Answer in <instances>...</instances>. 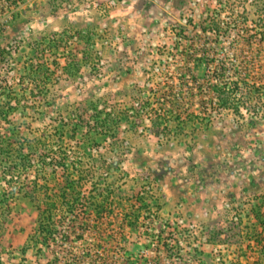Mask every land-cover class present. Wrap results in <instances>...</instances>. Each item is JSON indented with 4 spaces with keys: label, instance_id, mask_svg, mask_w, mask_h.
<instances>
[{
    "label": "rangeland",
    "instance_id": "obj_1",
    "mask_svg": "<svg viewBox=\"0 0 264 264\" xmlns=\"http://www.w3.org/2000/svg\"><path fill=\"white\" fill-rule=\"evenodd\" d=\"M227 54L264 83V0H0V264L64 255L34 247L24 195L41 174L61 183L62 159L85 196L107 198V230L74 252L83 264L256 263L264 86L221 108Z\"/></svg>",
    "mask_w": 264,
    "mask_h": 264
},
{
    "label": "trees",
    "instance_id": "obj_2",
    "mask_svg": "<svg viewBox=\"0 0 264 264\" xmlns=\"http://www.w3.org/2000/svg\"><path fill=\"white\" fill-rule=\"evenodd\" d=\"M209 30L220 32L221 29L219 25L214 24ZM234 57L235 55L233 54H227L224 60L220 61L213 76L215 80V83H212L213 89L217 93L221 108L225 109H233L231 107L233 103L232 96L242 90L241 88L244 86L250 88L257 87L258 84H261L260 86L262 87L264 86V83H261L260 80L258 81L253 76V73L245 72L243 70L245 67L241 66L242 64L238 65L237 60L233 64L232 58ZM188 71L191 72V69H188ZM192 82L199 83L195 76ZM192 82L188 81L187 85L183 86L184 89L185 87L186 89L190 88L189 84ZM208 82H211V80ZM203 88V84H200L198 91ZM181 101H183V98ZM179 108H181L180 105ZM42 145L46 147L47 143L43 141ZM56 154L57 157L55 158L59 159L57 152ZM23 159L24 157L21 161ZM31 162L32 159L28 155L25 156V166L31 165ZM57 163L58 165H54V170H58L59 166H61V173H59L62 178L61 183L56 179V185L52 187L53 185L50 184L47 173H45L39 177L44 178V181L36 177L28 187L24 186V195L34 203L39 217V227L34 237V247L40 252L43 251V248L52 249L54 247L55 251H63L64 255L56 254L54 259L49 261L48 264H83L85 257L78 256L74 252L77 250V244L81 240L86 241L85 234H98L102 237L103 234L100 233H102L103 228L107 230L106 227L108 226L105 224L109 219L106 216L108 212L106 209L108 206L106 205L107 198H103L101 194L98 195L96 193H92L89 197L85 196L82 188L83 179L81 177L78 179L73 177V173L68 169L65 159ZM17 167L19 166L17 165ZM56 174H58V171H56ZM27 188L29 189L28 191ZM16 190L17 185L11 187V191L16 192ZM258 214L260 215V213ZM258 220H261L264 224V219ZM134 222L132 226L137 227L140 223L139 217ZM110 223L113 224L112 219ZM242 229L249 234L250 238L259 237L255 225H247L242 227ZM108 236L114 241L112 233H109ZM99 242H101V239ZM98 247L102 246L98 244ZM254 264H264V253L263 255L259 254L257 262Z\"/></svg>",
    "mask_w": 264,
    "mask_h": 264
}]
</instances>
